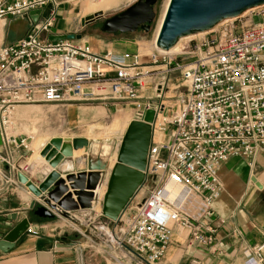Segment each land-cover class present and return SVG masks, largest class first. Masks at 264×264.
Instances as JSON below:
<instances>
[{"label":"built area","instance_id":"2783aa9c","mask_svg":"<svg viewBox=\"0 0 264 264\" xmlns=\"http://www.w3.org/2000/svg\"><path fill=\"white\" fill-rule=\"evenodd\" d=\"M57 7L56 0H0L2 26L14 19L28 25L24 38L0 45V191L16 186L18 173H30L23 153L31 139L8 134L15 108L112 101L132 106L136 121L152 111L142 184L111 229L98 223L81 237L108 264H159L175 229L187 233L189 247L213 249L214 230L201 221L212 218L222 192L218 168L233 158L249 160L251 168L264 153V7L251 11L247 24L224 23L177 53L153 45L145 56L118 57L77 40H48ZM175 77L183 93L168 89ZM84 219L87 228L91 217ZM25 234L38 232L29 225ZM76 249L81 261L83 249ZM242 255L244 264H264V245Z\"/></svg>","mask_w":264,"mask_h":264},{"label":"water","instance_id":"95a60500","mask_svg":"<svg viewBox=\"0 0 264 264\" xmlns=\"http://www.w3.org/2000/svg\"><path fill=\"white\" fill-rule=\"evenodd\" d=\"M157 0H137L131 6L110 18L104 19L100 31L104 34L147 33L155 19L154 6ZM264 7V0H170L159 30L155 49L167 50L179 37L207 31L222 19L240 18L246 10ZM49 7L41 14L46 18ZM38 13L30 14L36 21ZM103 18L96 13L80 20L81 27ZM219 27V26H218ZM73 35L50 36V41L75 40ZM166 53V52H162ZM153 112L146 111L140 121H131L122 136L117 151L110 141L87 143L86 140H52L39 155L51 168L41 184L35 186L29 179L18 173L17 181L25 186L35 199L30 202L28 211L38 220L63 219L72 225L80 226L74 213L100 208L101 216L115 221L127 202L143 182L142 172L150 143ZM85 148L83 155L72 158V150ZM116 152L115 163L109 168V161ZM68 164L69 171L60 179L59 173ZM75 167L80 170L73 173ZM250 181L262 189L254 177ZM68 183V186H66ZM105 189L101 198L98 191ZM70 191V192H69ZM74 198V199H73ZM12 220L15 216L12 215ZM29 226L25 218L0 241V251L12 248L24 235Z\"/></svg>","mask_w":264,"mask_h":264},{"label":"crops","instance_id":"0c3cea01","mask_svg":"<svg viewBox=\"0 0 264 264\" xmlns=\"http://www.w3.org/2000/svg\"><path fill=\"white\" fill-rule=\"evenodd\" d=\"M99 0H56L59 4V19L52 28L53 36H64L74 33L73 18L68 12L81 8L82 14L92 16L104 13L117 7L103 11H90V7ZM6 30L7 26H9ZM1 45H10L25 37L28 25L23 19L9 20L2 26ZM76 40V39H75ZM81 41V40H80ZM89 41L87 38L86 42ZM96 47H89L93 52L103 54L106 51L120 56L121 50L127 47L130 51H138L134 40L100 41ZM88 44V43H87ZM153 45V43H152ZM134 47V48H132ZM143 56V55H142ZM30 152V151H29ZM28 152L23 153L27 160ZM72 158H74L72 156ZM264 155H258L253 163L256 167L253 174L258 182L264 186ZM23 163V161L19 162ZM250 161L242 158H233L222 164L217 171L222 192L220 197L212 204V218H203L201 223L214 230L215 246L213 249L197 245H187V233L179 229L174 230L171 244L159 264H244L242 251L255 245H264V202L259 200V194L247 184L250 178ZM0 168L5 171L4 165ZM76 174L80 167L70 168ZM69 171L68 164L62 168L59 178L64 179V173ZM51 172V168L44 161L31 166L26 176L29 181L38 186ZM68 186V183H66ZM70 192V191H69ZM74 199V198H73ZM36 201L29 190L19 184L8 191H0V241L12 230L16 224L25 218L29 219L31 228L38 232L37 236L24 233L10 249L0 251V264H108L103 256H98L93 250L83 248V259L80 261L76 247L85 243L75 244L67 240L76 237L69 234V226L60 218L51 220H38L28 211L30 202ZM12 215L15 220H12ZM77 217H90L97 219L94 208L74 213ZM91 231V230H89Z\"/></svg>","mask_w":264,"mask_h":264},{"label":"rangeland","instance_id":"374dc122","mask_svg":"<svg viewBox=\"0 0 264 264\" xmlns=\"http://www.w3.org/2000/svg\"><path fill=\"white\" fill-rule=\"evenodd\" d=\"M136 1L137 0H123L117 7L105 11L104 13L102 12L103 18L87 24L84 27H81L80 20L84 19L85 15L82 14L81 8L79 9V5L78 9L68 12L72 15V18L74 20L72 22V27L75 30L74 33L70 35L79 37L78 39H76L77 41L81 40L86 42L88 38L89 41H87V43L91 47H96V45H99L98 42L100 41L117 40L127 42L134 40L136 42L135 48H138V52L145 56L151 51L153 47L152 42L154 33L166 0H157L154 6L155 19L150 25V29L147 33L138 30L135 33L104 34L100 31L101 24L104 19L110 18L114 14L125 10ZM58 7L55 22H57V20L59 19ZM250 17L251 16L249 12L244 16L236 19L235 23L238 25L247 24L250 21ZM9 28H11L10 25L7 26L6 30H8ZM1 34L2 31L0 33V45ZM198 38L196 37L195 39ZM135 52L137 51L132 52L127 47L121 50V54ZM173 88H177V93L184 92V88L183 86H181V82L176 77L173 78L168 85L169 90ZM172 95L173 93L169 92L166 94V96L168 97ZM126 116L128 118H126ZM135 118V112L132 106H127L126 104L115 103L112 101H83L73 104H67L64 106H55L48 104L23 105L15 108L11 113L8 134L13 136L29 137L31 139V141H29L30 152H28L26 156L27 164L31 167L33 165L41 164L44 161L40 157L39 153L42 148L52 140H62L63 142L64 139H68L70 141L74 139H82L86 140L87 143H100L103 141H110L114 144L115 151H117L126 126L129 122L134 121ZM32 136H34V141L32 140ZM84 150L85 148L77 150L79 151L77 154V151L72 150V156L75 158L80 156L81 154L83 155ZM258 155H264V153ZM261 162L264 163V160H262ZM255 167L256 164H254L250 168V178L254 177L258 182L255 174L252 173ZM250 178L249 180H246L248 181L247 184L251 186L253 191H256V194H259V200L261 202H264V186H262V184L258 182L262 187V189H258L255 184L250 181ZM145 195L146 192H141L140 194H138L136 202H139L141 199H143ZM98 213H100V210L97 211V214ZM85 220L86 219H83V217L78 218V221L80 222L79 227L63 220L65 224L69 226V229L66 232L76 236L74 238H71L72 236H70V239L67 240L71 241L74 244L76 242L85 243V238L83 237H88L89 230L93 231L92 228L96 227L98 223H105L109 226L110 229L114 226L113 223L101 216L94 221L93 218H91L90 225L86 228ZM92 231L90 233H92ZM81 235H83V237H81ZM84 247L85 250H91L87 247V245H84L81 248L83 249ZM83 256L84 255L82 250V259Z\"/></svg>","mask_w":264,"mask_h":264},{"label":"bare ground","instance_id":"6f19581e","mask_svg":"<svg viewBox=\"0 0 264 264\" xmlns=\"http://www.w3.org/2000/svg\"><path fill=\"white\" fill-rule=\"evenodd\" d=\"M119 0H99L96 4L92 5L90 8V11H103V10H107V9H110V7L112 6H115L117 3H118ZM170 0H166L165 1V4H164V7H163V11L161 13V16L159 18V21H158V24H157V27H156V30H155V33H154V38H153V45L155 46V42H156V39H157V36H158V33H159V30L161 28V24L163 22V18H164V15H165V12L167 10V7H168V3H169ZM252 9L250 10H246L244 12L241 13L240 17L241 16H244L245 14L251 12ZM89 17V16H87ZM86 18V17H85ZM237 17H234V18H227V19H222L220 20L218 23H216L212 28H210L209 30L207 31H203V32H198V33H195V34H188V35H185V36H182V37H179L178 39H176V41L174 42V44L167 50H159V52H166L168 54H173V53H177L179 51V49L188 41H191V40H194L196 37H202L204 36L205 34H208L212 31H214L218 26L224 24V23H227V22H232L234 20H236ZM1 29H2V23H0V33H1ZM126 118H128L126 116ZM160 120V117L157 118V122ZM128 126V125H127ZM126 126V128H127ZM126 130V129H125ZM125 132V131H124ZM45 137V136H44ZM153 137H155V140L158 139V135H153ZM32 140L34 141V136H32ZM79 151L76 152V154L78 153ZM73 154V152H72ZM82 154L78 157H81ZM78 157H75V158H78ZM115 157H116V152L113 154L111 160L109 161V168H111L114 163H115ZM30 171H31V167H30ZM31 174V173H29ZM105 189L102 188L101 190L98 191V196L99 198L102 197L103 193H104ZM95 212L99 211L100 208L98 206H94L93 207Z\"/></svg>","mask_w":264,"mask_h":264}]
</instances>
